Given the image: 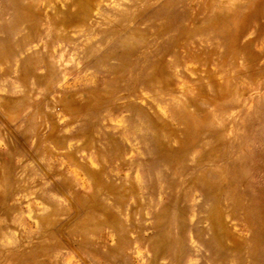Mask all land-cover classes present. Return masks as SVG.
<instances>
[{"label": "rangeland", "instance_id": "rangeland-1", "mask_svg": "<svg viewBox=\"0 0 264 264\" xmlns=\"http://www.w3.org/2000/svg\"><path fill=\"white\" fill-rule=\"evenodd\" d=\"M0 264H264V0H0Z\"/></svg>", "mask_w": 264, "mask_h": 264}]
</instances>
